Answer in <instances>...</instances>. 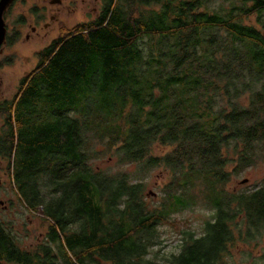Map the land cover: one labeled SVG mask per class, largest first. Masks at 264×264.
<instances>
[{
	"label": "trees",
	"instance_id": "1",
	"mask_svg": "<svg viewBox=\"0 0 264 264\" xmlns=\"http://www.w3.org/2000/svg\"><path fill=\"white\" fill-rule=\"evenodd\" d=\"M251 1L103 0L38 54L0 109V157L47 232L23 251L0 224V264H221L235 234L262 235L264 180L226 189L264 162V12ZM106 155L134 172L100 169ZM160 167L170 179L150 206L144 180ZM199 203L214 213L202 235L148 258L159 227Z\"/></svg>",
	"mask_w": 264,
	"mask_h": 264
},
{
	"label": "rangeland",
	"instance_id": "2",
	"mask_svg": "<svg viewBox=\"0 0 264 264\" xmlns=\"http://www.w3.org/2000/svg\"><path fill=\"white\" fill-rule=\"evenodd\" d=\"M30 1V0H28ZM50 0H31L30 4L44 5ZM63 4L57 7L44 5L49 11L47 16H57V20L63 23L64 30L74 28L77 24L94 20L102 8L103 0H62ZM217 3H213L216 5ZM28 5V6H29ZM250 5V2L248 3ZM22 5L15 8V13L21 10ZM264 20V19H262ZM255 15L243 20V23L261 29ZM59 25L53 24L49 30L45 42H31L30 45L17 46L18 59L10 67L4 68V82L9 83L7 98L11 99L17 91V84L25 74V71L33 69L38 62L37 52L51 40L59 36ZM67 29V30H66ZM3 117L0 116V134L3 130ZM168 149L159 145L152 150L153 155L165 153ZM230 156V155H229ZM104 171L114 173L117 171L134 172V165H119L114 156H105L95 164ZM234 168V163L229 164L227 171ZM170 174L164 168L151 169L145 177L147 204L158 205L162 200L163 187L168 183ZM231 181L226 189L232 192L251 191L261 186L264 180V162L256 161L255 165L244 168L239 174L231 175ZM246 182L243 183V181ZM2 202V203H1ZM213 210L199 203L198 205L175 213L168 223L158 229L160 244L153 249L148 258L161 260L170 254H177L181 243L189 233L200 236L204 232L205 223L213 218ZM0 224L10 228L16 246L23 251H33L41 244L47 232V224L37 215L31 213L22 206L17 195L12 190L10 171L7 161L0 157ZM242 237V236H241ZM233 245L229 246L227 255L223 256L221 264H264V231L255 241L244 243L235 234ZM1 264H7L5 262Z\"/></svg>",
	"mask_w": 264,
	"mask_h": 264
},
{
	"label": "flooded vegetation",
	"instance_id": "3",
	"mask_svg": "<svg viewBox=\"0 0 264 264\" xmlns=\"http://www.w3.org/2000/svg\"><path fill=\"white\" fill-rule=\"evenodd\" d=\"M256 1L259 3L257 9L264 12V0ZM30 2L31 0H10L1 13L4 34L0 41V109L4 108L16 95L14 94L11 99L7 98L6 93L8 92L10 84L4 82L3 72L4 68L10 67L18 59L16 47H19V44L22 46L30 45L29 43L37 42V40H39L40 43L45 42L44 40L47 38L49 30L52 29L53 24L59 25L57 16H47V13L52 10L48 12L49 9L44 5L52 6V4H57V7H59L63 4L62 0H50L49 4L44 1V5L41 6L37 4L29 5ZM19 5H22L21 10H18L15 13V8ZM262 19H264V17H262ZM63 27V23L60 22L58 29L59 34ZM56 38H58V36ZM52 42L53 40H51L48 45L43 46L36 55L38 56V54L50 46ZM36 66L37 64L33 69L25 71V74L17 84L16 93L19 90L22 79L28 76Z\"/></svg>",
	"mask_w": 264,
	"mask_h": 264
},
{
	"label": "water",
	"instance_id": "4",
	"mask_svg": "<svg viewBox=\"0 0 264 264\" xmlns=\"http://www.w3.org/2000/svg\"><path fill=\"white\" fill-rule=\"evenodd\" d=\"M10 0H1L0 1V41L3 38V34H4V29H3V22L1 19V13L2 11L5 9V7L8 5ZM246 182V180L243 181V183Z\"/></svg>",
	"mask_w": 264,
	"mask_h": 264
}]
</instances>
